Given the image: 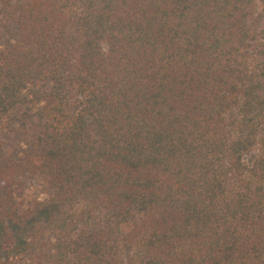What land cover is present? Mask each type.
Segmentation results:
<instances>
[{"label": "trees", "instance_id": "16d2710c", "mask_svg": "<svg viewBox=\"0 0 264 264\" xmlns=\"http://www.w3.org/2000/svg\"><path fill=\"white\" fill-rule=\"evenodd\" d=\"M2 134L0 264H264V0H0Z\"/></svg>", "mask_w": 264, "mask_h": 264}, {"label": "rangeland", "instance_id": "374dc122", "mask_svg": "<svg viewBox=\"0 0 264 264\" xmlns=\"http://www.w3.org/2000/svg\"><path fill=\"white\" fill-rule=\"evenodd\" d=\"M0 139L5 141L8 144H14L16 146L15 148L20 150V151L26 150L28 148V146H30V144L32 145L31 138L29 136L27 137L25 135L13 137V136H8L5 134H2V135H0ZM30 186L34 189L36 187V183L31 182Z\"/></svg>", "mask_w": 264, "mask_h": 264}]
</instances>
